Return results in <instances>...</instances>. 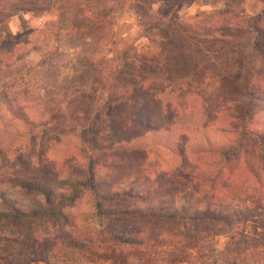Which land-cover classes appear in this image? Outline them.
<instances>
[{
  "label": "trees",
  "instance_id": "trees-1",
  "mask_svg": "<svg viewBox=\"0 0 264 264\" xmlns=\"http://www.w3.org/2000/svg\"><path fill=\"white\" fill-rule=\"evenodd\" d=\"M0 5V19L26 9L19 1L0 0ZM236 27L248 37L240 71L250 68L259 79L244 87L238 77L239 89L246 98L263 95L264 17L251 15ZM121 69H110L100 78L89 108L45 122L61 125L59 131L50 128L49 135L76 140L74 155L39 165L30 160L27 146L12 148L3 168L6 138L5 128H0V255L8 264H28L36 253L44 255V264H111L90 261L87 255L97 249L151 246L156 264L184 257L191 264H264V129L251 127L254 114L243 110L229 126L212 124L204 112L191 124L185 112L155 121L138 108L129 111V102L117 93ZM8 88L6 82L0 85L6 110L0 118L18 121L19 130L6 125L13 131L12 140L20 136L26 144L37 142L35 137L43 133L34 128L42 125L44 116L17 109ZM134 89L151 98L144 86ZM246 98L237 106L245 109ZM109 99L128 109L124 114L111 111L94 138L97 144H90L87 132ZM161 149L178 160L174 168H155ZM139 155H150L153 162L139 166ZM192 157L208 160L211 166L192 164ZM235 167L251 177L243 183L248 181L245 188L252 192L250 205L262 229L258 236L244 232L234 209L239 194L234 189L242 184L229 179ZM227 228L231 234L216 254L209 248L211 240ZM125 264L142 262L130 257Z\"/></svg>",
  "mask_w": 264,
  "mask_h": 264
},
{
  "label": "rangeland",
  "instance_id": "rangeland-1",
  "mask_svg": "<svg viewBox=\"0 0 264 264\" xmlns=\"http://www.w3.org/2000/svg\"><path fill=\"white\" fill-rule=\"evenodd\" d=\"M6 1L22 2L26 9L0 19V85L8 84L7 94L17 109L44 117L42 125L34 128L43 135L27 144L20 136L12 140L13 131L6 126L12 124L11 116L5 121L0 118L6 138L3 168L9 163L12 148L26 150L27 146L30 160L39 165L74 155L76 140L49 135L50 128L59 131L61 125L45 122L70 118L79 109L89 108L100 78L118 66L122 69L117 76V93L129 102L131 112L138 108L155 121L185 112L187 124L204 112L212 124L229 126L235 125L236 115L248 110L255 118L251 127L264 129V94L246 98L238 86V77L244 87L259 79L250 68L240 71L248 37L235 30L251 15L264 17V0ZM135 86H144L151 98ZM242 98L247 101L245 109L237 106ZM1 99L0 115H6ZM127 104H114L109 99L100 107L87 132L90 144H97L94 138L110 112L124 114ZM13 125L21 129L17 120ZM159 151L160 159L153 167L174 168L178 160ZM152 160L150 155L136 157L139 166ZM190 162L200 165L208 160L192 157ZM229 175L230 180L236 179L235 185L243 184L241 190L234 189L239 191L233 200L238 220L246 234L258 236L262 229L250 205L252 192L245 188L248 181L243 183V178L251 177L241 167L233 168ZM230 234L227 228L211 240L209 248L219 254ZM153 252L151 246L115 247L90 251L87 259L125 264L128 258L139 257L142 264H156ZM43 256L32 255L28 264H44ZM0 264H8L4 255H0ZM171 264L191 263L184 257Z\"/></svg>",
  "mask_w": 264,
  "mask_h": 264
}]
</instances>
